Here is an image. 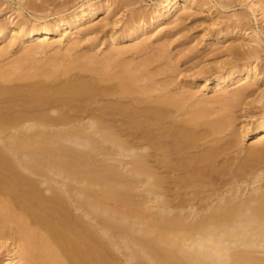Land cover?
Wrapping results in <instances>:
<instances>
[{"label":"bare ground","instance_id":"6f19581e","mask_svg":"<svg viewBox=\"0 0 264 264\" xmlns=\"http://www.w3.org/2000/svg\"><path fill=\"white\" fill-rule=\"evenodd\" d=\"M74 1L5 0L16 8L0 19L5 264H264V103L253 123L249 108L239 123L234 112L264 99V0H157L119 33L115 9L132 0H84L64 13ZM47 6L57 17L30 15ZM212 7L232 12L204 33L212 63L195 65L190 83L202 91L154 79L175 69L151 71L160 43L137 64L117 61ZM107 26L99 58L35 59Z\"/></svg>","mask_w":264,"mask_h":264},{"label":"rangeland","instance_id":"374dc122","mask_svg":"<svg viewBox=\"0 0 264 264\" xmlns=\"http://www.w3.org/2000/svg\"><path fill=\"white\" fill-rule=\"evenodd\" d=\"M40 1L41 0H38L37 3H40ZM82 1L84 0H75L73 3H70V5L66 7L67 9L63 12L64 13L70 12L74 5H77ZM156 4H157V0H134V1L132 0L130 3L127 4L128 6L127 5H124V7L121 6L122 8L120 7V9L118 7V10H116L117 9L116 8L115 9L116 15L114 18L118 21V23L116 27H114L115 31L119 33V31L124 28V25H126V23L129 21L128 18L130 19V17L132 16L131 14L135 12L143 14V9L144 10L151 9ZM15 8L16 6L14 3L5 2V0H0V19H2L5 16H8L10 14L11 9H15ZM57 8L58 7L54 8L52 6H47V8L41 7L38 11H33V12L31 11L32 13H30V15H34L36 17L40 16L41 18L52 19L57 17V15L53 14L56 13L57 10H59V8L58 9ZM219 10L220 9H217V7H212L210 10L211 13L208 15L207 14L194 15V17H191L193 21L191 20V18L188 19L184 24L185 29L181 30L178 34L176 33L175 35H170L161 40L153 41L150 52L147 53L140 52L139 54H137V51H129L126 55H124L122 58L118 59L117 61L120 62L121 60H124L125 63L126 62L129 63L133 60L132 62H135L133 64H137L139 63V60L140 62L142 61L141 58L144 59V57L146 58L152 53L157 52V49L162 44L163 46L161 45V47H163L164 55H162V57H160L158 61L152 63L154 67L151 65L150 67L151 71L155 69L159 70V68L165 67V64L166 63L168 64L169 62L172 63L175 69L174 71L171 72L163 71V73L165 74L163 75L157 74L158 76L154 77V79L156 80L158 79V81L161 79H163L162 81H167V82L172 81V83L169 82L171 83V85H169L170 91L185 90L184 88L187 89L188 86L193 88V91L197 90L198 88H199L198 90L202 91L203 90L202 87L201 88L196 87L195 85H191L190 83L199 78L198 75L196 74V68H194L195 65L203 63L202 62L203 60H205V62L208 61V63L210 64L212 63V56L210 55H212V50L214 49V47L204 48L205 45L204 42L207 39V35H205L204 33H206L208 29H213L212 27H208L210 19L219 17L218 20H220L222 17L228 16L229 13L232 12L231 10L218 12ZM234 10L239 11V8L236 7V9ZM23 15L28 20L33 21V19H31L32 17L28 16V13L24 12ZM99 21L100 20H96L94 21V23L96 24ZM109 27L110 26L103 28V30L101 32L99 31L98 34L95 35L93 34L89 37L81 38L78 41L77 46L70 48L68 51L57 50V48H52L43 52L44 54L38 53V55H35V59L38 60L39 62H44L47 59H49V57L52 58L56 53H60L65 59H72L80 55L92 54V53L94 57L99 58L110 49V45L107 44L108 43L107 30L109 29ZM105 31L106 33H104ZM156 32L158 33V31ZM157 43L158 44L160 43V45H158ZM115 46L117 45L111 47H115ZM23 49H24L23 47L17 49L8 48L9 52L2 59L1 64L10 63L11 60L15 59L16 57L19 56V54H21L20 52H22ZM260 57H261L260 59H263L262 57H264V51L260 52ZM210 60L211 62H209ZM167 89L169 91L168 86ZM208 95H210V93ZM263 103H264V99L259 104L255 103V104H251V106L249 107L241 106L240 108H236L234 112L238 118L237 123H239L240 120H242V118H240V115L242 114L241 109L243 108L244 109L249 108L250 113L252 115L251 122L252 123L255 122V120H257V118H259V116L261 115L262 112L261 105ZM250 142L251 139L244 138L242 139V146L246 148L248 147ZM122 161L129 163L130 159H122ZM7 241L10 242L9 240ZM3 250L4 247H0V264L6 263V259H5L6 257L4 255Z\"/></svg>","mask_w":264,"mask_h":264}]
</instances>
